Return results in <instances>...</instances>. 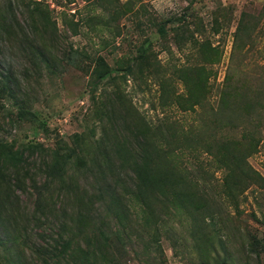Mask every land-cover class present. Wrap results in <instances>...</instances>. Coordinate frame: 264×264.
<instances>
[{"label":"rangeland","instance_id":"374dc122","mask_svg":"<svg viewBox=\"0 0 264 264\" xmlns=\"http://www.w3.org/2000/svg\"><path fill=\"white\" fill-rule=\"evenodd\" d=\"M9 2L0 0V18ZM12 3L18 29L29 38L35 29L23 6H37L56 23L57 35L45 43L58 60L49 71L6 42L7 36L0 38V63L11 70L0 73L10 72L14 80V98L1 102L0 144L22 154L20 164H7L1 172L0 238L6 243L0 247V264H74L81 251H94L96 264H264V0ZM94 17L107 28L85 23ZM162 24L164 36L157 33ZM141 48L149 57L141 69L131 75L114 72L108 87L94 85L95 57L124 69L138 59ZM183 71L192 73L193 86L199 84L201 92L198 96L192 88L194 99L187 109L179 79ZM224 87L251 97L257 93L258 99L252 97L257 117L243 122L245 137L242 130L219 131L215 122ZM107 96L122 100L127 125L134 116L155 128L158 135L149 149L161 154L158 161L167 159L163 154L170 150L177 172L173 184L185 183L190 191L176 210L174 199L167 202L159 184L152 185L146 198L135 199L130 170L103 178L89 162L97 156L102 163L104 156L98 145L103 119L99 106ZM175 96L184 99L178 103L176 97L175 103ZM20 107L33 117L18 116ZM168 126L174 134L170 147ZM74 135L84 139L80 155L87 164L80 169L68 165L61 180H52L46 171L53 153L76 150ZM251 137L256 141L248 146ZM232 145L248 156L245 168L253 179L243 176L247 186L230 197L227 173L217 159Z\"/></svg>","mask_w":264,"mask_h":264},{"label":"trees","instance_id":"16d2710c","mask_svg":"<svg viewBox=\"0 0 264 264\" xmlns=\"http://www.w3.org/2000/svg\"><path fill=\"white\" fill-rule=\"evenodd\" d=\"M13 5L12 0L9 2V8L2 14L0 18V38L3 36H7L6 42H10L14 47L22 48L24 54L27 52V56L33 59L34 65H42L47 70L52 71L56 68V63L58 60V55L55 54L54 48L50 45H46L45 40H50L51 38L57 35V26L56 23H50L47 12L44 13L42 9L37 8V6L29 7L22 6L26 8L27 18L32 24V27L35 29L34 36L29 38L27 34L20 31L18 29V18L17 15L14 14L13 9L10 7ZM11 9V10H10ZM108 10V9H107ZM111 10V9H110ZM113 14L116 15V10L113 11ZM111 15V16H114ZM96 18V19H95ZM87 25L92 26L96 29V26H101L102 28H107V23L99 21L97 17L90 18L85 22ZM75 28V27H74ZM20 31V32H19ZM158 35L164 36L166 34V26L164 24L160 25L157 30ZM25 48V49H23ZM72 52L73 50L67 53V60H72ZM77 53V52H75ZM74 53V54H75ZM139 57L133 65L124 66L122 69L120 67L123 64H119V68H111L106 59L103 57H95L92 62L94 65L93 69V77H94V85H103L108 87L114 77V72L117 71H126L131 75L132 71L136 69H141L144 66V62H146L148 57V51L141 48L139 50ZM119 62H117L118 64ZM145 64H149L148 62ZM0 71H11L8 68L2 67L0 63ZM190 72V71H189ZM184 84L185 95L188 97L185 100L182 96H175L179 103L180 99H184L185 106L183 109H187L188 102H190L191 98L194 99V95L191 90L197 89V95H200V86H193L192 81L195 79L192 76V73H188L187 71L179 77ZM201 81V79H198ZM225 85L226 82L229 81V77H225ZM197 81V80H196ZM205 81V80H203ZM162 87H168L169 85L166 83H162ZM228 84V83H227ZM14 80L12 79V74L10 72L0 73V108L2 107V100H7L9 98H14L13 88ZM190 85V86H189ZM227 87V86H226ZM224 87L219 95L218 107L216 109V120L218 123L220 130L219 131H229V132H237L238 130H242V134L246 136V128L243 122L246 120H254L257 117V102L253 98L258 99L257 93H254V97L252 98L250 94L244 95L241 91L231 92L228 88ZM189 88V89H188ZM234 97L237 105L231 104V97ZM249 96L251 97L249 100ZM108 99H105L100 103L99 111L102 113V124H101V137L98 141L99 147L103 150V159L102 163L98 161V157L96 156L94 159L89 161L99 167L100 174L103 178L107 176H120V172L125 173V170H130L133 175L128 179L131 183L130 188L133 187L134 190L131 193V197L135 199L146 198V196L151 192V187L153 184H159L161 188V192L163 196L166 198L167 202H169L170 197L174 199V204L172 207L177 209L179 205V200L183 195L184 199L187 198L190 193L189 189L185 187V183H177L173 184V180L177 177V172H175L172 167V162L170 161V150L165 151L163 156L167 154V159H162L158 161V158L161 157V154L155 151H151L149 148L154 144L153 138L158 135L155 131V128L145 121H142L139 117L134 118L131 117V122L127 125L125 118H128L125 115L126 108L123 106V102L120 98L118 101L111 99L107 96ZM172 95H169V105H172L170 102ZM254 100V101H253ZM250 103H249V102ZM193 102V101H192ZM124 108V109H123ZM121 109V113L119 110ZM251 111V112H250ZM18 116L21 118H26L27 116H32L27 109L23 107L18 108ZM136 120L137 123H134ZM125 125V126H124ZM125 131L132 137L134 144L131 145L128 141V137H126ZM167 137L170 141H167V147L171 146L173 131L170 126L166 127ZM161 134V133H160ZM184 139H189V137H184ZM74 142L76 147L74 149H70V151L66 153L60 154L59 152L53 153L52 162L48 165L47 175L52 179L61 180L67 173L68 165H72L78 169L84 167L87 164V159L84 156H81L84 148L83 141L80 135H74ZM251 143L248 146H252L255 143V138L251 137L248 139ZM81 142V144H80ZM35 148V147H31ZM225 149V148H224ZM34 150V149H33ZM225 154L223 158L217 159L218 165L223 168L227 173V178L225 181V190L230 197L232 195H237V193L247 185H245L242 181L243 176L249 180L253 179L250 173H247L245 165L246 156L242 153L235 145L230 146L228 149L224 150ZM21 152L13 153L8 146L0 144V180L3 179L2 168L5 165L10 164L12 167L20 164L22 161ZM164 160V163L162 161ZM117 163H114L116 162ZM70 168V167H69ZM127 175V174H126ZM182 180V179H181ZM184 189L182 194L181 190ZM190 197H188L189 199ZM112 203L117 202V198L111 197ZM172 203V202H170ZM100 236L107 240L108 237L99 232ZM6 241L0 238V247L5 245ZM64 249L68 248V244L63 246ZM81 251V250H80ZM264 254V249L262 251ZM3 258V257H2ZM73 258V257H72ZM102 258V257H101ZM74 264H96L95 263V254L94 251H81L79 255H75ZM9 263L7 258L4 260Z\"/></svg>","mask_w":264,"mask_h":264}]
</instances>
